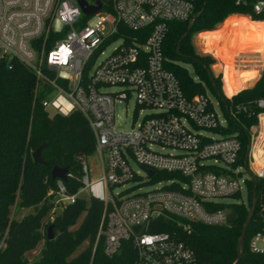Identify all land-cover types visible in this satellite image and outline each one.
I'll use <instances>...</instances> for the list:
<instances>
[{
	"label": "built area",
	"instance_id": "2783aa9c",
	"mask_svg": "<svg viewBox=\"0 0 264 264\" xmlns=\"http://www.w3.org/2000/svg\"><path fill=\"white\" fill-rule=\"evenodd\" d=\"M84 1L93 5L95 0ZM196 2L99 0V10L84 16L75 0H0L1 56L28 69L35 88L47 89L40 103L43 110L56 111L51 97L61 98L69 113L77 111L83 117L93 136L101 174L91 179L83 164L74 194H67L63 182L56 180L46 196L52 197L53 209H62L79 199L81 191L101 186L103 198L89 197L101 202L95 241H101L107 258L128 243L131 264H195L193 252L160 229L166 223L183 232H189L191 224L224 226L228 207L235 204L223 201L239 198L241 185L248 201L246 183L264 178V157L262 165L250 164L254 145L249 142L245 163L235 166L238 140L215 132L225 125L221 113L205 92L184 97L174 76L162 67L161 44L168 24L191 22L199 13ZM233 3L264 16V0ZM117 40L118 46L95 64L102 49ZM107 87L119 90L107 92ZM130 96L140 111L150 114L128 132L116 133L113 104L127 102ZM255 107L263 110L259 120L264 99L256 100ZM128 161L145 179L129 168ZM241 167L248 177L238 171ZM147 183L160 187L129 193ZM126 184L131 186L112 194V188ZM250 198L256 203L254 193ZM259 220L260 230L247 242L255 258L247 264H264V202L259 203Z\"/></svg>",
	"mask_w": 264,
	"mask_h": 264
},
{
	"label": "trees",
	"instance_id": "16d2710c",
	"mask_svg": "<svg viewBox=\"0 0 264 264\" xmlns=\"http://www.w3.org/2000/svg\"><path fill=\"white\" fill-rule=\"evenodd\" d=\"M196 11L199 15L191 22L189 31L187 23L168 24L161 44L162 67L174 76L184 97L190 98L200 89L210 92L225 120L224 127L215 132L238 140L240 150L235 166L243 165L250 142L248 131L257 125V115L263 112L255 107V101L264 99V72L251 88L226 98L221 93L220 75L213 76L209 70L212 60L192 52L190 37L213 30L231 15L235 16L228 20L240 26L264 27V16L252 14L249 7L236 6L233 0H197ZM245 16L258 23L248 24ZM212 32L203 36V46L222 57L213 50ZM178 62L189 66L192 75L186 68L177 66ZM226 76L228 90L233 92L253 80L254 72L236 71L233 76L228 70ZM46 90L44 86L35 88L34 75L19 62L0 58V264H27L25 253L40 243L32 264H131L133 251L128 243H123L120 251L110 258L103 255L101 241H95L102 206L92 197L87 202L76 199L63 207L50 224L44 223L53 201L46 194L55 188L56 182L50 179V170L66 168L63 185L67 194H74L80 187L82 165L94 155L93 136L77 111L49 116L43 110L40 103ZM260 120L264 124V116ZM260 142L259 138L253 146L255 165H262L260 159L264 157V145ZM42 143L45 145L40 156L45 166L34 164L30 157ZM246 186L247 204L229 206L224 226L191 224L189 232H183L166 223L160 231L187 246L194 254L195 264H233L237 240L250 209V196L254 193L255 208L241 242L237 264L252 263L255 257L249 254L247 242L261 228L259 203L264 202V178L247 182ZM28 209L31 213L14 219L15 213ZM80 217L78 226L70 230ZM49 226H52L51 240L46 239ZM82 243L85 247L71 257Z\"/></svg>",
	"mask_w": 264,
	"mask_h": 264
},
{
	"label": "rangeland",
	"instance_id": "374dc122",
	"mask_svg": "<svg viewBox=\"0 0 264 264\" xmlns=\"http://www.w3.org/2000/svg\"><path fill=\"white\" fill-rule=\"evenodd\" d=\"M232 16L231 15L227 18H225L220 24L216 25L213 30L211 31H203L194 33L190 37V44L192 48V52L196 56H202V57H209L212 60V63L209 66V70L213 76L220 75V82H221V93L224 97L229 98L233 94H235L236 91H229L227 80H226V73L229 70L230 73L235 75L236 71H246V72H254V78L253 80H250L248 83L244 84L243 87H252L254 83L259 78L260 74L264 72V27L256 26L254 29L245 27L244 25L240 26L234 20L229 21L228 19ZM228 20V21H227ZM248 21V24H253L258 22L250 21V19L246 18ZM218 26H221L219 29ZM218 29V30H217ZM216 30V31H215ZM213 31V32H212ZM211 33L213 36V50L215 49L218 54L222 57H218L216 55H213V53L208 52L207 48L203 46L202 38L206 33ZM119 44V41H112L110 44H108L106 47L102 49V54L97 55L94 63L96 64L101 59L109 55V53L117 47ZM2 52L0 50V58L2 57ZM177 66L180 68H186L187 72L192 75V70L189 66L184 64L183 62L176 63ZM119 90V87H107V92H117ZM205 95L208 97V99L212 102V104L215 106V111L218 115H220V111L217 108L216 101L210 94V92L207 89H204ZM51 100L54 101V104L58 107L56 111H54L52 108L47 109V113L49 116L57 113L62 114L63 112L69 113L70 110L66 107V103L61 98H56L55 96L51 97ZM150 114L147 110L140 111L139 108L136 107L134 103L133 96L128 97L127 102H115L113 104V130L116 133H126L130 130V126L140 121L143 117ZM259 125V122H257V125ZM261 131L263 128H260ZM253 134V135H252ZM257 134V130L250 132V129L248 131L249 140L252 141V138L255 137ZM211 136V135H209ZM158 150V149H156ZM165 153H170V151L165 150L162 151ZM263 160L260 159V161ZM103 164H105V158L103 157ZM88 171L89 176L91 179H94L93 176L97 174H101V166L99 162V158L97 155H93L89 158H87L85 162ZM252 167H255L254 162L250 163ZM129 168L137 173L142 179H145L135 163L133 161H128ZM259 166V164H257ZM243 177H248L247 172L243 167H241L238 170ZM131 185L126 184L122 187H114L111 189L112 194L120 193L122 190L129 188ZM160 186L156 183H147L140 186L139 190L133 189L129 193H144L153 189H157ZM97 195L100 198L104 197L103 190L101 186H93L90 189H86L84 191H81L79 196V199L83 200L84 202H87L89 196ZM107 196H109V192H107ZM223 204H237V205H246L247 199H246V192L243 185H241L240 189V197L237 199H226L223 201ZM61 209L55 208L48 212L46 218L44 219V223L50 224L52 222V219L55 215H57ZM31 213V209L28 210H21L18 213L14 214V219L18 220L21 217L25 216L26 214ZM81 220V217L75 222V224L70 228V230L75 229L79 222ZM47 230V228H46ZM41 243L38 244L33 250L25 253L24 257L27 260V264H32L38 256L39 249H40ZM85 247V243H82L78 248H76L75 252L72 254L71 257L77 255L83 248Z\"/></svg>",
	"mask_w": 264,
	"mask_h": 264
},
{
	"label": "water",
	"instance_id": "95a60500",
	"mask_svg": "<svg viewBox=\"0 0 264 264\" xmlns=\"http://www.w3.org/2000/svg\"><path fill=\"white\" fill-rule=\"evenodd\" d=\"M79 9L81 10L82 14L84 16H89L95 12H97L100 8V3H99V0H95L94 1V4L93 5H87L85 3L84 0H75ZM199 15V13L193 17V19L191 20V22ZM191 22H189L187 24V31H189L190 29V26H191ZM185 35V34H184ZM183 35V36H184ZM182 38V37H181ZM180 38V39H181ZM180 41V40H179ZM176 51H177V46H176ZM204 92V89H200L198 91V93H203ZM45 143H42L40 144L34 151L31 152L30 154V157H31V161L34 163V164H39V165H42V166H45V163L42 161L41 159V151L44 147ZM247 153H248V150L245 154V158H244V163H245V160H246V157H247ZM66 174H67V169L66 168H57V167H54L50 170V179L51 180H59L61 182H65L66 181ZM146 174L150 177L152 175L151 172L149 171H146ZM254 208H255V199L253 198L252 201H251V205H250V209L248 211V214H247V217H246V220L243 224V227H242V230H241V233H240V236L237 240V244H236V258H235V261L233 262V264H237L239 262V259H240V246H241V242H242V239L245 235V231H246V228L249 224V221L251 219V216L254 212ZM52 226H49L46 230V239L47 240H51L52 239Z\"/></svg>",
	"mask_w": 264,
	"mask_h": 264
},
{
	"label": "crops",
	"instance_id": "0c3cea01",
	"mask_svg": "<svg viewBox=\"0 0 264 264\" xmlns=\"http://www.w3.org/2000/svg\"><path fill=\"white\" fill-rule=\"evenodd\" d=\"M241 72H246V71H242V70H240ZM258 80V79H257ZM235 84V83H234ZM247 88H251V87H241V88H239L238 90H236V92H238V91H240V90H242V89H247ZM235 92V93H236ZM234 93V92H233ZM264 116V114H262V117ZM257 122H259V125L258 126H255V127H253V128H251L250 129V132H252V131H255V130H257V134L255 135V137L254 138H252V141H251V144H255L256 143V140H258L259 138L261 139V142H260V145H264V124L261 122V120H260V118H259V120H257ZM263 128V130L261 131V129L260 128ZM253 135V134H252Z\"/></svg>",
	"mask_w": 264,
	"mask_h": 264
},
{
	"label": "clouds",
	"instance_id": "9594fccd",
	"mask_svg": "<svg viewBox=\"0 0 264 264\" xmlns=\"http://www.w3.org/2000/svg\"><path fill=\"white\" fill-rule=\"evenodd\" d=\"M70 107V106H69ZM65 114H67V113H65Z\"/></svg>",
	"mask_w": 264,
	"mask_h": 264
}]
</instances>
